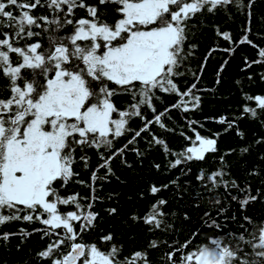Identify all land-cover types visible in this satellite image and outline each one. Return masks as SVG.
I'll use <instances>...</instances> for the list:
<instances>
[{"label": "snow or ice", "instance_id": "obj_1", "mask_svg": "<svg viewBox=\"0 0 264 264\" xmlns=\"http://www.w3.org/2000/svg\"><path fill=\"white\" fill-rule=\"evenodd\" d=\"M260 4L264 0H0V247L39 234L42 246L25 264H154L150 253L158 249H166L161 264H264V219L243 214L264 203V185L241 183L228 159L256 152L264 163V135L249 139L241 127L247 121L264 129V89L252 88L264 84V70L252 71L264 69V29L255 28ZM223 18H242L238 37L216 23ZM205 28L228 46L214 42L194 70ZM241 46L253 55L241 58L231 111L203 122L190 116L223 83L228 59L213 86H201L209 58L217 51L231 58ZM174 112L184 114V124L170 125ZM207 121L221 130L206 129ZM176 133L181 143L173 147ZM227 133L240 144L221 152L218 141ZM152 150L163 160L151 167L164 173L187 174L189 164L211 158L215 167L201 169L196 179L223 188L226 196L213 203L234 201L241 215L225 221L238 227L224 231L205 212L202 222L213 234L202 243L194 244L197 230L183 242L150 239L140 247H126L99 229L102 213L120 215L118 207H102L117 195L104 194L112 178L120 180L115 162L131 168L127 154L134 153L142 165ZM243 171L256 177L264 168ZM170 186L177 181L149 183L138 193L148 201L143 212L128 220L151 235L174 233L169 201L159 195ZM227 212L221 206L217 216ZM18 222L41 227L3 230ZM16 249L22 251L20 244Z\"/></svg>", "mask_w": 264, "mask_h": 264}, {"label": "trees", "instance_id": "obj_2", "mask_svg": "<svg viewBox=\"0 0 264 264\" xmlns=\"http://www.w3.org/2000/svg\"><path fill=\"white\" fill-rule=\"evenodd\" d=\"M257 17L255 22V28L257 30L264 29V4L258 5ZM216 23L222 25V30H230L235 36L240 35V27L243 24L242 18H236L228 20L227 18L217 19ZM203 35L199 39V49L196 56L192 61V68L195 70L198 66V62L201 61L206 54L207 50L213 46L214 42L218 43L221 48L227 47V43L220 40L216 41L214 33L208 29H202ZM244 55L252 56L253 50L248 46H241L237 49L234 56L229 58L225 53L217 51L209 58L207 66L205 68L203 81L201 86L212 87L215 79V73L217 68L225 59L229 60V63L223 73V83L217 86L216 93L214 95L207 94L205 96L202 110L195 114H189L193 118L200 119L203 122L205 116L216 115L218 113H224L225 110L231 111V106L235 104V97L237 95L233 86V81L241 79L240 67L242 66L241 58ZM254 67L253 72L262 71ZM253 90L259 91L264 89V84L257 81L252 85ZM183 113L174 112L170 125H182L184 124ZM135 126V125H134ZM241 127L246 130L249 139L253 134L264 135V129H260L255 124H250L247 121L241 124ZM205 128L212 131H220L221 126L211 121L205 122ZM207 134V132H205ZM170 143L173 147H178L181 143V138L178 133L172 134L170 137ZM239 138L234 133H227L220 137L218 141L221 152H226L229 148L239 146ZM143 147L146 145L141 142ZM232 163V173L238 177L240 182L243 183L247 179L254 188L264 185V172H261L259 176L247 177V174L243 169L247 167L257 166L264 168V163H261L253 152L252 155L245 159H238L233 155L228 157ZM127 160L132 165L131 168H126L120 165L119 160L115 162L116 175L120 177L117 181L112 178L111 183H108L104 187V194L115 192L117 195L112 201H105L102 207H118L120 215L114 217H108L102 213L103 219L100 221L98 228L103 229L104 232L112 231L119 243L124 244L126 247L131 243L135 247L146 245L150 239H162L168 240L170 243L173 240L183 242L187 239L191 233L200 230L201 235L197 236L194 244H199L204 241L205 235H212V230L205 227L202 222V217L205 212L210 213L214 218L218 219L221 223L224 231H230L238 227L237 224L230 221H225V216L231 217L232 215H241L238 212V206L234 201L229 199H223L222 204L213 203V199L218 195H225L223 188L212 190L210 185L205 186V182L198 181L196 179L201 169L212 170L215 167L214 162L209 158L206 162H192L188 165L191 168V172L185 174L179 169L172 170L171 172H158L151 167L152 161L161 162L163 155L158 150H152L147 154L146 158L141 165L134 153L127 154ZM84 175V174H82ZM169 180H176L177 186H170L166 191L161 192L159 195L166 198L169 203L167 211L170 215L167 217V223L174 226L175 232L164 234L157 231L154 235L148 233L147 228L142 225L133 224L128 220V216L134 211L143 212L145 205L148 203L146 200H140L138 193L143 191L149 183L164 184ZM76 190H79L77 186ZM199 193V196H197ZM223 206L228 208V212L225 215L217 216V210ZM100 207V206H98ZM187 213L190 217L189 220H184L183 216ZM244 215H250L254 219H264V203H256L249 206ZM27 228L29 231L33 227H41L39 224L29 225L27 223H14L5 227V231H17L19 228ZM130 238H133L130 240ZM20 244L22 251H17L16 245ZM42 246L39 234H33L31 237L24 240L21 244V238H13L6 246L0 247V264H25V261H30L32 254L39 250ZM166 249L153 250L150 253L154 264H161L162 253ZM34 264V261L32 262Z\"/></svg>", "mask_w": 264, "mask_h": 264}]
</instances>
